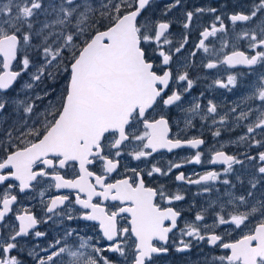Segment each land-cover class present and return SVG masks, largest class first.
I'll return each instance as SVG.
<instances>
[{"label": "snow or ice", "instance_id": "1", "mask_svg": "<svg viewBox=\"0 0 264 264\" xmlns=\"http://www.w3.org/2000/svg\"><path fill=\"white\" fill-rule=\"evenodd\" d=\"M181 4L182 0H171L162 15L167 16ZM152 6L153 0H0V184L11 178L24 193L43 181H52L48 189L75 191L74 200L71 192L45 199L47 190L41 189L43 217L25 208L16 211V223H11L7 217L18 199L12 194L16 185L8 184L0 193V264H23L11 253L24 251L18 238H46L47 232L37 230L40 224L62 231H57L46 247L33 244L28 248L34 264H129L130 257L131 264H152L155 257L167 254L170 234L181 218V211L171 205L185 197L179 191H166L163 185L146 186L142 171L136 169H131L134 178L108 183L107 177L119 167L116 158L129 144L136 146L129 155L137 161L147 160L162 149L169 153L196 150L178 162H169L167 171L153 164L147 171L149 177L167 176L176 169L175 180L199 186L197 195L212 192L217 183L227 186L223 197L211 200L192 220L184 222L180 239L174 242L176 252L191 249L193 241H206L209 246L228 250V254L206 259L205 264H264V151L251 154L252 149H264V0H252L247 11L228 13L233 25H245L235 39L247 41L246 50L232 44L234 50L226 53L228 39L222 40L219 49L206 45L209 37L227 31L222 16L215 15L189 54L195 57L196 50H203L214 57L202 64L204 69L227 66L226 79L218 77L209 87L231 91L241 85L243 77H254L244 94L223 113L214 100L209 99L205 106L199 97L189 107H182L195 81L187 71V60L181 64L176 58L189 37L185 33L181 41L174 42L169 20L141 21ZM205 12L215 14L217 8L197 7L184 12L183 28L189 29L194 17ZM174 62L181 65L176 71ZM258 65L262 69L259 72ZM237 66L246 71L233 72ZM25 74L28 80L16 97H9V91ZM64 77L59 93L50 86L36 91L45 81L55 84ZM21 93L23 98H19ZM10 105L14 119L12 113L5 116ZM157 106L161 113L149 118L148 112ZM172 107L185 114V129L194 127L197 117L202 122L211 120L213 137L244 128L229 142L245 145L246 151L227 154L221 143L219 148L213 146L208 159L210 164H222L221 171L191 175L179 171L184 164L204 163L199 148L206 141L200 136H173L166 114ZM109 136L111 140L105 144ZM72 162L79 165L78 175L66 179L59 169ZM95 162L102 165L100 173L89 168ZM249 165L254 166L249 186L236 194L229 174H236L234 166L243 169ZM236 180L243 184L240 175ZM94 197L101 203L93 202ZM157 197L168 206L157 203ZM108 200L120 206L109 212L103 204ZM214 209L218 210L210 226L204 221L206 213ZM257 216L260 219L255 227L237 240L225 242L215 230L219 226L240 229ZM125 219L127 225L121 227L120 221ZM78 220L97 222L100 235H80L77 228L65 226L67 221ZM5 229L11 230L7 239L3 238ZM101 241L106 243L100 246Z\"/></svg>", "mask_w": 264, "mask_h": 264}, {"label": "flooded vegetation", "instance_id": "2", "mask_svg": "<svg viewBox=\"0 0 264 264\" xmlns=\"http://www.w3.org/2000/svg\"><path fill=\"white\" fill-rule=\"evenodd\" d=\"M166 1L168 0H153L152 14L158 12V9L164 6V3H167ZM251 3H252V0H185V1H182L183 6H180V8L184 7L186 11L194 10L197 7L217 8V12L215 14L205 12L203 14L196 15L192 24L197 22L198 26L196 28V31L193 34H190V35L188 34L189 39L185 47L189 48V46L194 42V40H195V45H196V43L200 39V32L203 30V28L208 27L214 21L215 15H219V13H221L222 15L220 16H222V19L224 21V24L227 30L226 34L218 33L217 37H209L208 40H206V45L209 48L219 49L221 47V42H222L221 38H223V40L228 39L230 41V46L225 49L226 53H230L232 50H234L233 47L231 46L232 44H235L236 47L239 48L240 50H246L247 41H237L235 39L236 35L243 30L245 25L241 23H237L236 25H233L232 22L228 19V13L233 12V11H238V10L247 11L248 6ZM208 19L210 20L205 23V21ZM170 32L171 33L174 32L177 36L180 35L181 33L180 26L176 23H171ZM176 41H181V40L174 39V42ZM193 50H195V47ZM193 50H190L189 52H192ZM196 52H197V55L195 57H191L189 61H187L189 64L187 71L189 72L190 78H192L195 81V83L193 85V88L190 91V94H185L184 103L182 107L183 108L189 107L193 99L196 97H199L200 102L205 106L207 105V102L209 99L214 100L218 105H221L220 111L221 113H223V111L227 110L228 106H230L233 102H236L238 98L242 94H244V92L247 90L246 85L251 81L253 76L248 75L246 77H243L241 80V85L236 88H233L231 91H229L228 89H218L215 87H209V85H211L213 81L218 77L226 79V76L229 70H227V66H224V65L219 66L217 69H211V70L204 69L202 65H199L197 66L196 69L192 70L195 66L196 57L200 55H203L206 57L207 55L203 52V50H196ZM182 57L183 56L180 54V56L176 58L178 61L181 62V64L183 63V61L181 60ZM187 58H188V54L185 55V59ZM210 58H214V57H210ZM220 58L222 59V57ZM207 60L208 59H205L202 63H207ZM180 66L181 65H178L177 63L174 62L172 65L173 71H176V69ZM258 69H260L259 65L256 66V70ZM15 70H18V65ZM232 71L233 72L246 71V69L243 66H237V68ZM27 78H28L27 74L21 77V79L15 84L14 88L9 91L8 93L9 97H16L17 91L20 89L21 85L24 83V81H26ZM48 86L54 88L55 84H52L51 82H49ZM173 87H176V85L173 84ZM201 93H203L202 97L200 96ZM22 96H23V93H21L20 98H23ZM9 113H12V118L14 119L15 113H13V106L11 105L8 107L7 111L5 112V116H8ZM160 113H161V109L159 106H157L154 110L148 112V116L149 118H152L154 115L158 117ZM166 114L170 120V126L172 129L173 136H175L176 134H179L182 138L200 136L206 141V143L200 146L199 148V150L204 154L203 156L204 163L201 165L184 164L179 169V171L184 172L186 175H191L193 173H203L209 170H217V171L222 170L223 168L222 164L208 163L210 152L213 149V146H215L216 148H219V145L223 143L224 144L223 150L227 154H238V153L246 151L245 145H238V144L229 142V141L235 140L238 136H240L245 131L244 128H233L230 131H222L220 137H213L212 132L215 130V128L209 127V125L211 124V120L202 122L197 117L193 120L194 127L185 129V125H184L185 114L179 108L172 107L169 110H167ZM10 122L11 120L8 121V123ZM5 127H7V124L5 125ZM135 127L136 126L133 125V129ZM133 129H129V131H132ZM109 140H111L110 136L108 137L107 140H105V144H107ZM135 147H136L135 144H129L122 150L121 156L116 158L119 160V167L117 168L116 171H114L112 174H110L107 177V182L114 183L116 180H119V179L133 177V173L131 169H136L138 171H142L143 179H144L146 186L152 187V188H159L161 185H163L165 186L166 191L172 192V193L179 191L185 197L183 201H174L173 204L171 205L174 208L181 211V218L179 219L177 229L174 230V234H170L169 243L167 245V247L169 248V251L167 254H161L158 257H155L152 264H205L206 259L211 260L213 256H220V255L228 254V250H224L219 247L209 246L206 243V241L199 242V243H197L196 241H193L192 248L185 252H176L175 244H174V242L178 243L180 239L179 229L184 226V222L186 220L188 221L192 220L196 212L199 211L201 207H207L208 203L211 200H215L218 196L223 197V194L226 191L227 186L217 183L214 186L212 192L197 195V193L200 191L199 186L187 185L186 183L177 182L175 180V176L177 174L176 169H173L172 172H170L167 176H161L159 174H154L153 176L149 177L147 175V171L150 170L153 164H156L158 167H161L163 170L167 171L169 167V162H178L180 158L187 157L190 154H194L196 150L177 149L169 153L167 150L162 149V150H159L157 153H153L152 156L149 157L147 160L142 159V160L137 161V160H133L131 156L129 155V153L133 151ZM257 151H264V149H252L251 154L256 155ZM0 155H3L2 151H0ZM101 167L102 165L100 162H95L93 165L89 166L90 170L95 173H100ZM234 168L236 170V174L235 175L229 174V178L236 185V188L232 189V191H234L236 194H242L243 190L247 189L249 186L248 178L250 175H252L254 166L249 165L243 169L240 166H234ZM59 171L61 175H63L66 179H73L78 175L79 165L78 163L72 162L71 166L66 167L64 169H59ZM236 175H240L241 180L243 181V184H241L240 181L236 180ZM49 183H54V182L43 181L37 184L33 189L25 190L24 193L19 192L18 182L14 181L11 178L8 181L4 182L3 184H0V193L4 192V190L8 187V184L16 185V187L12 190V194L17 195L18 202L14 205L13 211L8 215L7 221L11 223H16L15 221L16 211L23 212L25 208L30 209L34 213V215L40 218L39 213H38V203H37L38 191L44 187L48 188ZM216 189H219V192H217ZM48 192H49V196L57 195V194L67 195L71 192L72 199L74 200L75 198L74 190H69V189L57 190L54 187H52L51 189H48ZM81 195L83 196V194ZM224 199H226V197H224ZM93 202L101 203V200L99 198L94 197ZM156 202L161 204L162 206H168L164 204V202L161 201L159 197L156 198ZM103 204L109 212L116 210V208L120 206L119 202L111 201V200L103 201ZM216 210L218 209L210 210L208 213H206V219L204 223L210 226L213 224ZM125 216H127V214H125ZM259 219L260 218L255 219V220L259 221ZM252 223H254V218L251 219L246 225L242 226L240 229H235L234 226L232 228H225V226H219V228L215 230L217 231L218 234H221L224 236L225 242H229V241L237 240L242 235L247 233L246 229H248L252 225ZM126 225H127L126 219L120 221L121 227H124ZM41 226L42 224L37 225V229L40 228ZM65 226L77 228L79 231L82 228L83 233L85 232V230H87L89 232L94 233L96 237L97 235L98 236L100 235L98 224L97 222H94V221H82V220L67 221ZM59 230L62 231V229H59ZM209 230H212V229L210 228ZM225 233H230V235H227ZM4 235L5 234L3 230V237ZM102 243L105 244L106 241H101L100 246L103 245ZM110 254L113 255L112 253Z\"/></svg>", "mask_w": 264, "mask_h": 264}, {"label": "rangeland", "instance_id": "3", "mask_svg": "<svg viewBox=\"0 0 264 264\" xmlns=\"http://www.w3.org/2000/svg\"><path fill=\"white\" fill-rule=\"evenodd\" d=\"M182 1H185V0H182ZM167 3H164V6H162V7H160L159 9H158V12H156V13H153L152 14V7H150L147 11H145L144 12V14H143V16L142 17H140V19H141V21H143L144 19H164V20H169V21H171V23H176V24H178L179 26H180V29H181V33H180V35H176L174 32H172L171 34H172V38L173 39H176V40H181L182 39V37H183V35L185 34V33H187V34H193L195 31H196V28H197V22H195L194 24H192V25H190V28L189 29H184L183 28V22H184V19H185V17H184V12H186V10H185V8L183 7V8H180V6L179 7H177V8H175V9H173L170 13H168V15L167 16H163L162 15V13H163V11H164V8H165V6H166V4H168V3H170L171 2V0H168V1H166ZM181 6H183L182 4H181ZM219 15H222L221 13H219ZM195 18V17H194ZM210 19H208V20H206L205 21V23L206 22H208ZM186 30V31H185ZM223 40V38H221V41ZM179 41H176V43H178ZM176 43H174V46H176ZM194 47H195V40H194V42L189 46V48L188 47H185V50L184 51H182V53H181V55L183 56L182 58H181V60L184 62L185 60H187V61H189V59L191 58L190 56H189V54L191 53V52H189L190 50H193L194 49ZM186 54H188V58L187 59H185V55ZM210 58V56H208V54L206 55V57L205 56H203V55H200V56H198V57H196V61H195V66H194V68L192 69V70H194V69H196L197 68V66H199V65H202L203 63V61L205 60V59H209ZM262 69H261V67H260V69H258L257 71L259 72V71H261ZM254 77H252V79H253ZM251 79V80H252ZM26 80H28V78L26 79ZM65 80H66V77H64V78H62V79H59L56 83H55V86H54V88H56V91H57V93H59V91H60V89H61V87H62V85L64 84V82H65ZM247 81V80H246ZM50 81H45V83L44 84H42V85H40V87L36 90V91H39L40 90V88H44L45 86H48V83H49ZM19 85V84H18ZM23 97V96H22ZM20 98V97H19ZM216 98V97H215ZM42 107V106H41ZM42 189H46L47 190V192H46V197H45V199H47V197L49 196V192H48V188L47 187H44V188H42ZM40 191H41V189L38 191V199H37V203H38V213H39V216L40 217H43V215H44V212H43V205H42V203H41V197H40V195H39V193H40ZM34 208V207H33ZM258 218H260L259 216H257V217H255L254 218V223H252V225L248 228V229H246V232H249L254 226H255V224L256 223H258L259 221H256L255 219H258ZM37 230H39V231H44V232H47V237L46 238H32V237H26V238H23V239H20V238H18L19 239V242L21 243V244H23L24 245V251H20L19 249H16V250H13L12 251V255H17L18 256V258L23 262V264H34V260H33V258L32 257H30L29 255H28V248H31L32 247V245L33 244H38V245H40V247L41 248H44V247H46L47 246V244L51 241V240H53L55 237H56V235H57V231H60L59 229H54L53 228V226L51 225V224H42V226L40 227V228H38ZM10 229H5L4 230V239H7V237H8V235L10 234ZM80 235H84V236H92V237H96V235L94 234V233H92V232H89V231H87V230H85V232L83 233V229L81 228L80 229ZM98 236V235H97ZM32 244V245H31ZM103 244V243H102ZM103 246V245H102ZM105 255H107V256H109L111 259H113V260H117V257L113 254V255H111L110 253H105ZM121 259V261H122V259L123 258H120ZM131 263V257L129 258V264Z\"/></svg>", "mask_w": 264, "mask_h": 264}]
</instances>
